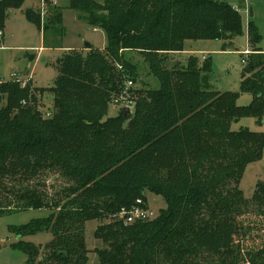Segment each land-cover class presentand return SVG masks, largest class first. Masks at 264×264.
Returning a JSON list of instances; mask_svg holds the SVG:
<instances>
[{"label": "trees", "instance_id": "trees-1", "mask_svg": "<svg viewBox=\"0 0 264 264\" xmlns=\"http://www.w3.org/2000/svg\"><path fill=\"white\" fill-rule=\"evenodd\" d=\"M23 2L0 0L1 32L8 12ZM69 7L103 31L107 45L69 49L56 60L51 117L39 113L42 91L16 79L0 83L6 99L0 104V215L50 211L11 227L17 237L52 235L45 246L18 240L25 264H86L84 230L94 220H107L94 231L103 243L95 249L100 264H264V247L242 245L240 218L250 204L239 188L247 164L262 156L264 132L231 130L241 118L264 121V53L251 18L248 48L256 56L243 68L240 91L252 100L238 106V93L210 87V63L199 65L190 55L185 65L165 64L185 41L230 43L242 34L241 13L228 1L70 0ZM55 11L44 29L60 21ZM24 16L40 28L39 10ZM125 51L141 57L160 88L138 87L132 110L108 116L107 103L124 81L138 79ZM86 93L98 99L76 96ZM52 172L66 181L60 191L32 187ZM145 192L162 196L166 209L124 224L120 213L137 199L145 207ZM251 205L264 213V181L256 184Z\"/></svg>", "mask_w": 264, "mask_h": 264}, {"label": "rangeland", "instance_id": "rangeland-1", "mask_svg": "<svg viewBox=\"0 0 264 264\" xmlns=\"http://www.w3.org/2000/svg\"><path fill=\"white\" fill-rule=\"evenodd\" d=\"M69 1L48 0L46 3L44 0H24L19 9L8 12L3 28L4 38L0 39V83L12 81L18 74V79H24V82H28L31 87L39 92L42 91L39 95V113L43 118H50L52 115L53 95L50 89L53 87L54 65L61 54L73 47L84 48L86 44L99 49L107 45L104 32L88 26L80 18L79 13L69 7ZM226 1L241 11L242 34L236 36L230 43L222 40L185 41L182 53L169 54L165 64L168 67L180 62L185 65L190 55L197 58L199 65L206 62L210 63L212 69L211 73L208 74L210 87L220 93H238L237 105L247 106L250 104L252 96L240 91L241 74L243 68L256 55L254 53L250 55V53L243 56L244 49L249 47L247 39L248 21L245 13L242 12L246 4L240 0ZM249 3V7L254 12V16L251 17L252 25L259 35L257 47L264 53V0H249ZM28 9L40 11V28L26 20L24 12ZM55 10L60 12V21H55L44 29L47 19L53 16ZM225 47L228 49L224 50ZM250 49L252 50V48ZM203 56L204 59H202ZM123 57L137 64L138 79L133 85L135 97V90L138 87L142 86L150 90L160 88L159 80L146 70L141 57L127 51L123 52ZM80 95L89 101L98 99L96 93L76 96ZM5 102V97H0V104L4 105ZM107 112L108 116H115L118 111L112 103H107ZM239 129L263 133L264 121L258 123L253 117L241 118L231 125V130L237 131ZM259 181H264V150L259 160L247 164L239 182V188L250 204L247 209L248 213L240 218L245 226L242 242L245 249L264 247V213L260 214L251 205V197ZM64 186H66V181L56 172L40 175L32 181V187L44 189L50 195L60 191ZM145 198V207L152 212L153 219L159 216L160 211L166 209V202L162 196L145 192ZM49 214L50 211L47 209H27L0 215V264H25V253L15 248L18 240L35 246H45L51 241L52 235L49 231L17 237L11 228L25 225L38 218H46ZM104 222L107 220L89 221L85 225L84 237L88 250L86 264H100L95 249L103 248V243L95 238L94 231L97 225Z\"/></svg>", "mask_w": 264, "mask_h": 264}, {"label": "built area", "instance_id": "built-area-1", "mask_svg": "<svg viewBox=\"0 0 264 264\" xmlns=\"http://www.w3.org/2000/svg\"><path fill=\"white\" fill-rule=\"evenodd\" d=\"M240 1L246 4L242 12L245 13L246 20L248 21L249 20V8L247 6L248 0H240ZM1 38H2V32L0 31V39ZM250 53L251 51L249 50V48H246L243 51V56L249 55ZM242 62H244V60H242ZM13 77H15V75H13ZM15 79L20 80L18 79L17 76ZM25 83L26 82L21 81V86H24ZM133 85L134 83L132 80L126 79L123 83L120 92L111 101V103L115 106V109H117V111L132 110L135 99V96L133 94L134 92ZM119 217L123 220L124 224H129L135 221H144V220L153 219V214L146 207H143V202L141 199H137L135 201L134 206H132L131 209L129 210L122 211Z\"/></svg>", "mask_w": 264, "mask_h": 264}, {"label": "crops", "instance_id": "crops-1", "mask_svg": "<svg viewBox=\"0 0 264 264\" xmlns=\"http://www.w3.org/2000/svg\"><path fill=\"white\" fill-rule=\"evenodd\" d=\"M249 5H250V3H249V0L247 1V6H248V8H249V18H250V7H249ZM239 10V9H238ZM241 12V11H240ZM253 16H254V12H253ZM4 38V32L2 31V38L1 39H3ZM89 46H91V45H89ZM92 47V46H91ZM89 47H87L86 45L84 46V48H80V47H73L72 49H78V50H87ZM99 49V48H98ZM101 49H104V48H101ZM182 53V52H181ZM191 53V52H190ZM180 56V55H179ZM205 57L203 56L202 57V59H204ZM19 75L17 74V77H18ZM20 80L21 81H23L24 82V79H21L20 78ZM26 82V81H25Z\"/></svg>", "mask_w": 264, "mask_h": 264}, {"label": "water", "instance_id": "water-1", "mask_svg": "<svg viewBox=\"0 0 264 264\" xmlns=\"http://www.w3.org/2000/svg\"><path fill=\"white\" fill-rule=\"evenodd\" d=\"M47 1V0H45ZM253 17V11L252 9L250 8V18ZM87 47H89V44H86ZM127 110H123L124 113H126Z\"/></svg>", "mask_w": 264, "mask_h": 264}]
</instances>
